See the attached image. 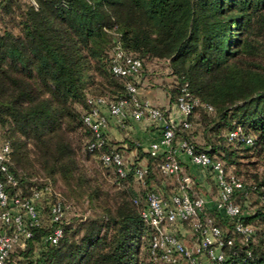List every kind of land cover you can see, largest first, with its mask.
<instances>
[{
    "label": "trees",
    "instance_id": "obj_1",
    "mask_svg": "<svg viewBox=\"0 0 264 264\" xmlns=\"http://www.w3.org/2000/svg\"><path fill=\"white\" fill-rule=\"evenodd\" d=\"M33 1L0 0V21L8 19L0 28V139L10 144L9 167L22 197L50 183L70 207L62 221L34 228L33 239L15 257L28 256L59 226L62 237L40 253L44 264H161L151 257L153 229L140 211L148 192L167 198L176 191L160 171L164 156H151L126 139L127 150L136 151L127 161L119 142L108 138L104 151L119 152L129 168L110 196L78 173L69 136L83 129L86 151L97 153L87 148L91 131L83 121L89 98H129L126 83L138 89L144 60L157 59L171 77L161 86L170 103L176 105L185 88L211 107L196 106L190 126H176L174 145L186 141L195 153H207L243 186L232 195L238 216L224 217L214 207L200 215L232 240L223 264H264V0ZM116 45L140 60L137 79L112 74ZM159 108L167 118L168 110ZM193 117L205 126V147L186 135ZM238 127L251 143L229 140ZM141 166L146 173L138 180L133 171ZM57 177L67 194L56 186ZM73 199L85 200L90 214L68 217ZM237 223L252 233L240 234Z\"/></svg>",
    "mask_w": 264,
    "mask_h": 264
},
{
    "label": "built area",
    "instance_id": "obj_2",
    "mask_svg": "<svg viewBox=\"0 0 264 264\" xmlns=\"http://www.w3.org/2000/svg\"><path fill=\"white\" fill-rule=\"evenodd\" d=\"M32 2H34L32 0ZM141 62L126 54L120 45H116L112 52L110 70L117 77L138 78ZM129 98H121L109 102L104 97H91V109L83 118L84 124L91 131L87 148L97 152L103 167H113L116 175L115 182L124 178L129 172L123 156L114 150L104 151L108 140L106 129L110 119L117 126H124L125 122L146 119L152 124H159L160 137L151 142L147 151L151 156H164L160 163V171L167 176H176L178 186L176 191L167 198L159 193L150 191L145 196V207L141 209L142 218L152 227L153 236L150 254L153 260L161 264H223L226 254L225 246L232 244L231 239L222 237L220 228L214 224L212 218H200L207 207V200L200 194L192 193L194 178L186 173L180 160L183 153L190 163L199 168L206 179L211 178L217 187V195L213 207L224 217L240 214V207L232 201L236 190H242V183L233 174H227L219 161L213 160L207 153H195L192 145L180 141L174 145L173 138L177 125L190 126L188 117L196 106L202 105L197 97L192 96L185 88L178 96L176 107L178 117L167 118L164 111L148 100L137 96V87L132 81L126 83ZM229 140L251 143L241 128L238 127L228 135ZM10 144L7 140H0V264H44L40 260V253L46 244H56L62 237V229L56 226L41 238L40 244L28 256L19 255L12 258L14 253L24 251L29 241L33 239V229L44 224H54L63 220L66 204L61 194L50 184L33 189L29 196L22 197L18 187V179L9 167ZM146 167L134 169L133 176L142 180ZM12 190V192H11ZM137 202L136 200L134 201ZM184 222H191V232L194 241L188 245L179 227ZM236 231L240 234H251L250 226L237 223Z\"/></svg>",
    "mask_w": 264,
    "mask_h": 264
},
{
    "label": "rangeland",
    "instance_id": "obj_3",
    "mask_svg": "<svg viewBox=\"0 0 264 264\" xmlns=\"http://www.w3.org/2000/svg\"><path fill=\"white\" fill-rule=\"evenodd\" d=\"M19 2L21 4H23V3H28L29 0H19ZM15 8H17V7H15ZM4 20L7 21L8 19H4ZM4 20L0 21V28H1V25H3ZM1 22H2V24H1ZM143 64H144L143 65V71L141 74L143 76H145V78H146L145 82L152 84V86L144 85L146 83H142V80H141L140 87L137 89V96L140 99L148 100L149 102H151L152 104L155 105V102L157 101V100H155L156 96L160 95L161 91H163V90H161V89H163V88H161V86L164 84L166 86H168L167 85L168 83L162 81V78L167 76V74L169 72H168L166 63L162 60H157V59L144 60ZM159 72L162 73V75H156V79H154L155 76H153V74L159 73ZM148 74H150V75H148ZM146 75H148V76H146ZM143 85H144V88H143ZM164 93L167 94L166 91ZM153 95H154V98H153ZM167 96H168V94H167ZM156 106L159 107L160 105H156ZM78 109H81V108L78 107ZM198 120L199 119H197V117L192 118V126L188 130L186 135L188 136L189 140L195 146L205 147V143H206V138H205V134H204L205 126L203 125V123H200ZM2 136H4V135L2 134V132L0 130V137L2 138ZM69 136H70V141L72 143V146L75 150V156H76V161H77V165H78V173L82 174L84 176V178H86V180L88 181L87 185L92 186V187L98 185L103 192H108L110 194V196L115 194V192H117V190H119V188H117V185L115 182L114 171L112 168H105L100 164L99 156L97 153L90 154L86 151L85 145H86V141H87V134L84 132V130L80 128V129L76 130L75 132L70 133ZM111 140L118 142V141H116L115 138H113ZM241 160H242V162L247 161L246 159H241ZM127 161H130V160L127 159ZM227 170L229 173L234 172V169L232 167H228ZM186 172L188 174H190L188 172V169H186ZM38 174L40 176H43V174L41 172H38ZM56 179H57L55 182L56 186L61 191L66 192V194H67L68 191H67L66 186L63 183V181L60 179V177H57ZM165 180H166V182H168V184H170L171 187H173L175 185L178 186V178H176V176L165 177ZM207 181L210 185L208 187L207 193L211 197L212 196L216 197L215 194H217V187L215 186V184L211 178L209 180L207 178ZM197 184L198 183L195 182V179H194L192 191H196V192L198 191L197 189L200 188V186H198ZM74 202H75V204H73V208L71 209V213L68 214V217L72 216L73 214H77L78 216L79 215L85 216L87 214H90L91 211L87 207V203L85 200L83 201L82 199H79L78 201L74 200ZM243 211L246 212L245 208H243ZM178 229H179L178 230L179 232L181 231V234H180L181 237L184 238V240L186 241V243L188 245H191L192 242L194 241V237H193V234L191 232V222L190 223L188 222V224L187 223L182 224ZM182 230H184V231H182ZM14 254H17V253H14ZM13 258L14 259L16 258L15 255Z\"/></svg>",
    "mask_w": 264,
    "mask_h": 264
},
{
    "label": "crops",
    "instance_id": "obj_4",
    "mask_svg": "<svg viewBox=\"0 0 264 264\" xmlns=\"http://www.w3.org/2000/svg\"><path fill=\"white\" fill-rule=\"evenodd\" d=\"M148 75H150V74H148ZM148 75H146V76H148ZM156 75H162V73H160V72L154 73L153 74V76H155L154 79H156ZM145 81H146V78H145V76H143L142 83H146ZM162 81H164L166 83H170L171 77L168 76V74H167V76L162 78ZM144 85L152 86V84H149L148 82ZM144 85H143V88H144ZM161 90H163V91H161V94L157 95L155 98V100H157L155 102V105H160V107H163L165 110H168V116L177 118L178 117V111H177L176 105L174 103H170L169 97L167 96L166 93H164L165 90L164 89H161ZM153 98H154V95H153ZM106 133H107L110 140L115 138L116 141L119 142V146L123 147V152H124L125 158H127L129 160H133L135 158L136 151H135V149L127 150L128 148H127V144L125 143V140L129 139V140L133 141L139 148L146 151L149 147V144L151 142L157 140L160 137V128H159V124H152L149 121H147L146 119L141 120V121L128 120L125 122L124 126H117L110 119L108 128L106 129ZM179 157H180V160H181L183 166L186 169H188V172L193 176V178L195 179V182L198 183L197 185L200 186V188L197 189L199 192L198 191L197 192L192 191V192L194 194H200V195L204 196L207 200L206 206L208 208H213V202L215 200V197L214 196L211 197L207 193L208 187L210 185H209L204 173L199 168L192 165L190 163L189 159L183 153H180ZM139 163L144 164L145 161L141 160ZM161 189L163 190V192H165L166 186H164L162 184ZM215 195H217V194H215ZM182 231H184V230H182ZM180 233H181V231H180Z\"/></svg>",
    "mask_w": 264,
    "mask_h": 264
}]
</instances>
